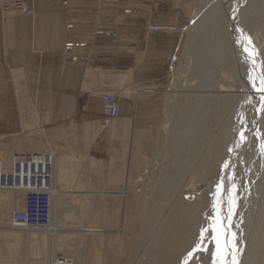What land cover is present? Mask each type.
<instances>
[{
	"label": "bare ground",
	"instance_id": "6f19581e",
	"mask_svg": "<svg viewBox=\"0 0 264 264\" xmlns=\"http://www.w3.org/2000/svg\"><path fill=\"white\" fill-rule=\"evenodd\" d=\"M37 1H35V3ZM109 1H113V0H109ZM6 2L7 0H0L1 9L17 10L13 8L5 9L3 4ZM118 2H120V0L116 2H108V0H104V1L100 0V3L103 4H118ZM165 2L167 1L150 0V4H151L150 6L151 7L154 6L155 8H157ZM179 2L180 0H177L175 4H178ZM231 2L232 0H194L190 12L188 10L189 18L188 20H186L188 25L184 34L185 36L184 45L182 44L183 49L181 54L178 55V57L176 56L175 59L177 61V64L175 63L176 67L174 66L176 68L175 71L173 72L174 77H171L172 71L168 70L164 72L166 80L169 82V80H171L172 78V83L168 85V88L166 87L165 91H162L161 87H163V83L166 80L164 81L163 79L159 78L160 82H158L157 84H153L152 82L154 86L158 87L157 96L159 97L160 100H162V107H163V112H162L163 119L160 122V133L157 134V142L159 144L156 143V151L152 152L155 153L154 156L156 155L157 150H161L163 144L161 142H164L166 138L169 139L170 136L172 137L170 131L175 130V135L172 137V146L171 144L166 145L168 149V153L166 151L165 153L166 155H164V157L167 158V160L164 161L166 163H163L161 161H154L156 159L155 157H153V159H145L143 163L142 160L139 161L138 159L139 153L143 149V146H145V149L148 150L150 149L148 148V145L144 141H142V136H143L142 133L138 131L135 134V130H134V125L136 121L135 115H137V99L138 97L142 96L141 92L143 91L142 88L139 87L133 88L129 84L130 83L129 80L134 77V73H135L134 70L131 69L123 74L120 73L121 75L119 77H117L118 75H116L117 78L111 80L115 84L114 86H116L118 92L119 90H121V93H127L129 96L132 97L131 98L132 105L134 100V109L133 110L131 109L132 111L130 110L131 111L130 114L132 115L131 118L125 121H120L119 123H116L115 121L111 123L112 120H114L119 114L120 99H119V95L116 92L117 90L110 91L109 89H107L108 91H106L105 89L106 85L105 82H103L104 79H102L103 75L100 78L102 79V82L99 83L101 85L97 87L96 90L91 92L92 95L101 98L102 102L104 101L103 96H110L115 100L116 111L114 116L107 118L106 120H104L103 123L102 121L104 118V112H103V116L101 117L102 120L101 121L99 120V122L101 123L102 127H106L111 123L112 125L110 128L112 129L113 133L122 131L124 132V136H128L127 138L129 139L128 151L125 149V154H127L128 152L129 155L130 153L128 159L129 165L128 167L127 165H125L127 167L125 168L126 175L124 172V176L123 178H121L122 188L121 190L118 191L123 193L122 195H124V199H125L124 204L126 205L128 203V209L129 207H131V211L123 215L124 217L122 219V225H123L122 233L125 234V232H127L128 234L126 240V246H125L127 253L125 264H171L168 262L170 258L179 261V263L181 264H200V263L217 264L219 262L221 263L228 262L227 264H233V262H235V264H250V262H248L249 258L259 253V250H257L258 246L257 247L255 246L257 239L254 240L255 235L253 236V233L255 232L254 230L255 227L261 224L260 219L261 218L263 219L264 216V189L262 190V185L264 184V27H259V25L257 24L259 28L258 29L253 28V25L255 24L252 23L253 21L255 23L256 17L254 15L256 13L252 15L253 18H250V19H254L255 17V19L253 21L252 20L250 21L248 16L250 9L247 7L248 2L246 0H239V8L237 13L236 10L232 8L233 4L231 5ZM252 2L253 0H251V4ZM258 4L259 6H261L262 4L261 7L264 10V0H261V4L260 3ZM259 6L258 9L260 8ZM30 7L31 10L25 7L24 12L21 10L19 11L24 14H26L25 12H28L29 14L26 15H31L32 6ZM212 7L217 8L216 13H218V20L220 18L219 22L223 31L222 34L224 33L223 36L227 42L228 49L225 48L222 49V53H225L226 55L223 58L218 59V61L215 63V64L220 63V65L218 66L219 67L218 74L215 75L217 79H215V81L213 82L211 81V78H209V82L202 80L203 82L202 83L200 81L199 86H197V88L199 89V90L197 89L199 93L193 94L194 92L190 90L195 83L193 81L194 78L193 73L197 71V65L199 66L198 71L199 72L201 71L203 65L202 60L204 59L203 40L201 41V37H200V34L203 33L201 29L203 24L208 22V14L211 12L210 10ZM12 15L14 14L3 12L4 17H12ZM176 16H178L177 19L180 18L179 14ZM262 20L263 19H261V22ZM258 22H260V19ZM157 23L158 22L154 24L149 23L148 30L153 33L161 34L162 37L164 38H166L165 37L166 35L169 36L173 34H178L177 32H174L178 30V27H175L177 25L173 24L172 22H168V23L166 22L167 23L166 26L162 24L163 22H160V24ZM263 24H264V20H263ZM245 28L247 29V32L246 34H243ZM156 29L158 31H156ZM155 38L156 37H153L152 39L150 38L151 42H153L156 45H159L160 49L159 51L155 50V52L153 50V55L157 57L158 56L161 57L159 62L161 61L162 63V59H163L162 55H164V52L166 54L169 52L168 50L164 52L162 50V47L164 45V39L161 38L159 41ZM173 47L174 46H172V48ZM244 48H247L248 52H245ZM163 49L166 48L164 47ZM175 50L176 51L178 50L177 46H175ZM175 50L172 49L173 52H175ZM167 61L170 62L172 60L170 59V57H168ZM148 64L150 65V63ZM158 64L159 63L156 62L151 63L150 67L154 66V70L150 79L155 76V71H156L155 67L158 66ZM160 76L158 73V77ZM161 80H163L162 81L163 83L161 82ZM143 87H147V86L144 85ZM140 90L142 91L140 92ZM154 90L155 88L152 90L150 89L149 92L153 93ZM147 91L148 90H146L145 92ZM188 91L192 93H189ZM143 92H142L143 96H147L144 95ZM185 100L192 101V105H193V107L189 109L188 113L187 110H185L186 108L181 109L182 106L186 105ZM103 106H104V102H103ZM227 110L232 111L234 115V117L229 118L228 122L230 123L232 122L233 124L230 123L229 125L227 124L228 127L226 126L227 121L225 122L224 120L226 119L227 114L229 113V112L227 113ZM186 113L192 114V118L189 119L188 117H186ZM208 114L209 116L214 114L213 117H216L217 120L220 121V123H222L224 120L226 127L225 130L228 129L227 130L228 132L226 131L225 134H223L224 137L223 135H220V138H218L219 136L218 137L216 136L217 139L216 140L214 139L212 141L214 145L213 146L214 149L212 151L210 150L211 153H209L210 151H208L209 149L207 148L208 150L206 149L207 151L205 156L203 155L204 156L203 158H200L199 156L201 160V164H200L201 166L199 165L200 167L199 168L197 167L198 172L197 171L193 172L194 170L193 168L195 166L191 167L190 164H194L193 162L195 161V157L197 156L195 152L199 150L200 147H203L201 145H203L205 141H207L206 143L210 141L208 139V134H210L208 128V119H209ZM219 121L217 122V124L219 123ZM219 127H221V125ZM217 135L219 134L217 133ZM226 136L230 137L229 138L230 141H232L233 145H236V147L238 146L239 150H240V146H239L240 144H237V142L241 141L242 143H244V146L241 148V150L244 152L245 151L244 149H246L249 156H248V161H246L247 166L244 169L246 172L243 170L242 174L244 173L246 175L247 173V176H245L246 177L245 180L244 179L240 180L242 182H240L241 184L239 185V188H237L236 193L234 194L235 191L234 189H233L234 191L232 190L233 193L232 194L230 193L232 196L229 195L230 197L228 198V201H226L227 204L225 205L226 206V208L224 209L225 211L221 210V214H222L221 217L224 219L219 220L220 221L219 233H220V244L223 242V246L225 245V248H223V255L220 256V253L217 251L216 241L213 239V236L216 235V233H214L213 231L211 233L212 237H209L211 238L210 251L209 252L205 251V255L204 254L201 255V252H199L200 250L198 251L196 249L197 252L193 251V247L195 246L196 242L199 241L200 239L198 238L200 236V232H199L200 229L204 227L203 226L204 220L201 219L200 217L201 215L200 211H202L206 207L205 204L209 200L207 197L208 195H206L208 190L207 189L208 186L206 185V179L208 175H214L215 173L217 174L218 161L216 162V164H213V162L217 158L215 155L218 153L219 150H221L222 153L221 156L224 157L223 155L224 153L222 151H225V149H227L226 144L228 139L226 140ZM219 139L222 141H220ZM27 143L30 144V142ZM232 143L230 142L229 146H231ZM219 144H221V147ZM217 145L220 147L219 149L216 148ZM247 146L248 148H245ZM118 147L119 145H117V148ZM14 148L15 149H13L12 152L8 150L10 153L9 155L12 156L15 153L19 155H28V154H32L33 152H36L38 156L35 160L37 163L41 162L43 169H45L46 162L49 163L48 171L45 170V172L41 174L43 181L41 182V185L38 186V188L39 189L45 188V190L51 193V210L54 218L56 216V218L59 219L58 218L59 214L61 216V214L65 213L64 211H71L73 209L71 206L76 205V208H74V210L76 212L78 211L77 214L78 218L84 219L86 217L89 220V222L86 225L80 227L78 226L79 228L77 229L74 230L72 229V231H70L71 229L70 230L68 229L70 232H66V231L64 232L65 229L62 228L61 226L62 221L59 220L58 223L57 219H56L57 221L56 220L53 221V223L49 225V228L46 229H29V228L13 227L11 224L13 212L14 211L20 212L21 210H24L26 206L25 204L26 193L28 192L29 189L27 187L20 188L16 186H12V188L0 187V204L7 202L6 204L8 206L10 205L9 201L13 199L12 194L16 196V198L12 200L13 206L8 216V223H6V225L0 224V231L11 232V233L15 231L16 232L21 231L22 232L21 235L18 233L17 234L14 233L16 234V240H26V241H30L31 243L33 242L35 245L34 251L36 253L40 252L39 250L42 249L45 244L52 245L53 243L55 245V240L60 237L62 238L65 235L67 236L70 234L72 235V233H74V235L76 234L79 236L91 234L92 238H88L84 243L85 248L86 249L93 248L92 249L93 253H91L92 254L91 256L93 258L100 259L99 258L100 254L94 252L95 250L99 251L103 247L101 244L103 242L102 234L105 231L103 228V226L105 225L103 224L105 223L101 222L102 226L97 224L100 218V217L98 218L99 215H97L98 210H96V208L94 207L96 212L94 211L93 213H91L86 207L85 197H87V195L89 194L90 197L96 194L95 199L97 200V203H99L100 200H102L103 202L105 201V197L108 191L90 190V189H81V190L70 189L73 186L79 185L75 183L74 177L71 176L73 175L74 172L76 173V171L79 169L80 165L85 159V156L83 155L71 156L69 153H63V155L61 156V154H57L55 151H53L48 147L42 148V150L39 151L37 150L39 148L38 146H34L35 148L34 149L33 147H28L26 145L24 146L23 143L22 145L19 144ZM201 151L203 152V150ZM243 152L240 153L243 154ZM227 154L231 155V153L229 154V152ZM186 156L189 157V165L186 166L183 176H181V180H179L178 182L179 173L183 168V163L182 162L179 163V160L185 158ZM72 157H74L77 160V166H75L74 168L73 167L68 168V164L71 163L70 159ZM21 158L23 157L17 155V159H21ZM87 158H94V157L90 156ZM243 158L244 156L242 157V159ZM223 160L224 159L221 158L220 160L221 163L224 162ZM96 161H98L96 162L98 164L101 163L100 160L96 159ZM209 161H211L212 163L211 165H209L208 163ZM25 162L27 161L25 160ZM135 165L141 167V171L140 173L136 174V176H133L132 167H134ZM10 168L11 166L9 165L7 169ZM110 168L107 169L106 175L111 177V180H113V168L111 169ZM229 169L227 167V171L224 170V173L229 172ZM218 171H220V169ZM224 173L223 175L225 176ZM186 174H191V175H186ZM249 176L250 179L247 180V177L249 178ZM242 177L244 176L242 175ZM254 177L257 178L252 180ZM233 179L235 182V178ZM246 180L247 181L252 180L250 181V183H252L253 189L256 188V191L262 190L261 193L263 195L261 194L262 195L261 197L260 193L258 195V193L256 192L258 196L255 197L256 195L255 194L254 196L249 198L250 199L249 202L246 203L245 201L246 203L245 206L247 209L245 210L246 212L245 218L242 216L244 218L243 221L241 222L239 220L240 222L239 221L238 222L240 224L236 226L234 222H237L236 220L238 217L237 216L238 213L236 212L234 216L233 214L236 207V203L238 202L239 199V194ZM70 183L72 184L71 187H69ZM230 183L232 182H229L228 184ZM232 185H235V183L234 184L232 183ZM229 189L228 191H230ZM112 193L113 191H109L110 196L112 195ZM82 195H84L85 197L80 198V196ZM78 196L79 198H77ZM119 197H121V194ZM245 197L247 196L245 195ZM70 199L74 201L80 200V203L77 204L74 202V204L71 203L72 204L71 205ZM158 199L165 200V202L162 204L160 203L154 204L152 200L155 201ZM222 200L224 201L223 198ZM209 201L211 202V200ZM117 202L120 203L119 201ZM242 202L240 203V205L242 204ZM154 205L160 209L162 208V206L166 207L167 209V212H165L166 214H163L162 212L163 215H161V217L163 218L161 219L160 223H158V221L156 220L160 216L157 215L159 213L156 210L157 208L154 209L155 208ZM217 205H219V203L216 204V207ZM216 207L214 209H216ZM222 207H224V205ZM238 207H240L239 210L242 214L241 209L244 207L242 206H238ZM54 211H57V214H55ZM58 211L60 212L58 213ZM1 214L5 215L6 213H1ZM65 214L67 215V213ZM219 216L215 218V220L219 219ZM71 217L72 215L71 216L69 215V218ZM104 217L106 218V216ZM68 219L65 218V220ZM64 223H65L64 226H66V221H64ZM154 226L155 229L150 234V231ZM238 227L240 231L238 234L237 233L235 234L236 232L235 228ZM262 227H263L262 229L264 230V226ZM244 228H247V231H244ZM118 232L119 231H117V233ZM154 233L156 234L154 235ZM247 233H249L248 236H246ZM93 235H95L96 237L94 236L93 238ZM226 235L227 238L225 239L224 237H226ZM242 242L246 243L248 251H246L247 249L245 250L246 253L244 257L242 256L243 259L239 263L238 257L240 255L239 256L237 255L238 254L237 250L240 249V245L242 244ZM100 245L102 247L98 249L97 246ZM259 247L260 248L262 247V249L260 251V257H259L260 259L256 262V264H264V242L260 243ZM199 248L203 250L202 249L203 246L202 248L201 247ZM189 253H192V255H189ZM166 254H168V256H165ZM82 255L83 254H80L79 257L76 256L74 258H69V255L67 253H63V255L56 258L55 254H51L49 260H47L46 263H42L38 261L37 264H78V260H80L81 264H88L86 263V260L88 259L87 258L88 255L85 254L83 255L84 257ZM92 260L93 259H91V261Z\"/></svg>",
	"mask_w": 264,
	"mask_h": 264
},
{
	"label": "rangeland",
	"instance_id": "374dc122",
	"mask_svg": "<svg viewBox=\"0 0 264 264\" xmlns=\"http://www.w3.org/2000/svg\"><path fill=\"white\" fill-rule=\"evenodd\" d=\"M78 1H83V3H88V2H90L92 0H78ZM246 1L248 2L247 3V7L250 9L249 10V14H248L249 19L253 18L252 15H254L256 13L254 15L256 17L255 23L253 21L255 19V17H254V19H250V21L251 20L253 21L252 24L256 25V26L253 25V28H257L258 29L259 27H264V24H263V20H264V12L263 11L264 10L261 7L262 6L261 0H257L258 2L256 0H253L252 4H251V0H246ZM95 2L98 3V4H101V5L103 4V3H100V0H95ZM170 2L173 3V6H171V8L174 9V12H173L174 17L173 18L176 17L175 18L176 20L173 19V18L172 19L169 18V20L160 19L158 21L162 20V22H163V20H167V23L168 22H172L173 24L177 25L175 27H178V30L174 31V32H177L178 34H173V35H169V36L166 35V37H167L169 42L176 44V46L178 47V50L177 51L175 50V52H173L172 59L170 58L172 61L169 62V61L164 59V60H162L163 64L161 63V61L160 62L159 61H155L156 59L160 60L161 57L154 56L153 55V51H150L147 55H145V53H144L143 54L144 55L143 60H141L139 62V65L136 68V72L139 75V80L140 81H138L135 85L134 84H130L133 88L139 87V88H142L143 91L144 90L145 91L148 90L147 92H145V91L143 92L142 90H140V92L142 91L144 93V95H147V96H143V94L141 92L142 96L138 97V99H137V115H135V120L136 121H135V125H134L135 134L138 131L141 132L142 135H143L142 136V141H144L148 145V148L150 149V150L145 149V146H143V149L139 153V158H138L139 161L142 160V163H143V161L145 159H153V157L156 158L154 161H161L163 163H166V162H164V161L167 160V158H165L164 155H166L165 154L166 151L168 153V149H167L166 145L167 144H171V146H172V137L175 135V130H171L170 133L172 134V137L171 136L169 137V139H171V140L166 138L164 142H161V143H163L162 144V148H161V150H157L156 155L154 156L155 153H152V152L156 151V143H158L157 142V134L160 133V122L163 119V113H162L163 112V107H162V100H160L159 97L157 96L158 95V92H157V88L158 87L154 86L153 84H157L158 82H160L159 78L163 79L165 81L166 78H165L164 72H166L168 70L172 71V76L171 77H174V73L173 72L175 71V69H176L175 67H176V64H177V61L175 59H176V56L178 57V55L181 54L182 49H183L184 38H185L184 34H185V30L187 29V25H188L186 20H188V18H189L188 17L189 16V12H190V9H191V7H192V5L194 3V0H180V2L178 4H175L177 2V0H175L174 2H172V0H167V2L161 4L157 8H155L153 6L154 8L152 7V10L153 11L159 10V8H161L162 6H166ZM171 3H170V5H171ZM258 3H260L261 6H259ZM35 4L36 3H34V6H35ZM118 4H119V2H118ZM114 5H117V4H114ZM231 5H232V8L234 10H236V13H237L238 8H239V0H232ZM31 6H33V3H32ZM64 6H65V0H61V13L65 12ZM258 6L260 8H262V9H260V8L258 9ZM188 10H189V12H188ZM216 10H217V8H214V7L211 8V10H210L211 12L208 14V22L203 24L202 29H201V31L203 33L200 34V37H201V41L203 40V46H204L203 47V49H204L203 50V56H204V59L202 60L203 61V65H202L201 71L200 72L198 71L199 66L197 65V71L193 73V77H194L193 81L195 83H194V86L190 89L192 92H194L193 94H198L199 93V91H198L199 89L197 88V86H199V82L200 81L202 82V80H204V81H208L209 82V78H211V81L213 82V81H215V79H217L215 77V75L218 74V69H219L218 66L220 65V63L219 64H215V63L218 61V59L223 58L226 55L225 53H222V49H224V48L228 49L227 42H226V40H225V38L223 36L224 33L222 34L223 31H222V28H221V25H220V22H219L220 18L218 20V13H216ZM6 11H8L9 13H13L14 15H22V14H24V13L20 12L19 10L10 9V10H6ZM179 11H180V13H179ZM33 12L34 11L32 9V13ZM251 12H254V13H251ZM262 12H263V14H262ZM178 14H179L181 19L180 18L177 19L178 16H176V15H178ZM24 15H26V14H24ZM27 16H29V15H27ZM259 19H260V22H261V19H263L261 24H260V22H258ZM154 23H156V22H152V24H154ZM167 23L163 22L162 24L166 26ZM148 24H149L148 21L145 22V31H146V33L148 32ZM157 24H160V23L158 22ZM257 24L259 25V27L257 26ZM156 31H158V30L156 29ZM246 32H247V29L245 28L243 34H246ZM148 33H150V32H148ZM148 33H147L146 37H148ZM177 35H179V36H177ZM151 47H152V45H151ZM152 62H156V63H159V64H158V66L155 65L156 66L155 67V70H156L155 71V76L150 79V77L153 74V70H154V66L150 67ZM148 63H150V65ZM173 67H174V69H173ZM158 73H159V76H160V73H161L162 77L161 76L158 77ZM132 80H133V78L129 80L130 83H131ZM163 80H161V82ZM152 82H153V84H152ZM143 83H145V84H143ZM171 83H172V78H171V80H169V82L166 80L163 83V87H161L162 91H165L166 87L168 88V85H170ZM105 85H106V88H105L106 91H108L107 89H109L110 91L111 90L112 91L117 90L116 86H114L115 84L113 83V81H107L105 83ZM144 85L147 86V87H143ZM200 86H201V84H200ZM154 88H155L154 92L150 93L149 90L150 89L152 90ZM116 92L119 95L120 108H119L118 116L114 120H112L111 123H113L114 121L116 123H119L120 121H125V120L131 118L132 115L130 114V112L134 109V100H133V105H132V100H131L132 97L131 96H129L127 93H121V90H119V92L117 90ZM188 92L192 93L190 91H188ZM185 93H187V92H185ZM99 99L101 100V98H99ZM154 99H155V101H154ZM46 101L50 102L51 100H46ZM185 101H186V105L182 106L181 109H185L186 108L185 110H187V113H188L189 109H191V107H193V105H192V101H190V100H185ZM101 102H102V100H101ZM103 109H104V106H103V102H102V113H101L102 116H103V112H104ZM187 113H186V117L191 119L192 118V114H190L191 112L189 114H187ZM227 113H228L227 117L224 120H225V122L227 121L226 126L228 127V125L230 123V122H228V120H229L230 117H234V115H233L232 111H230V110H227ZM213 115L214 114L209 116V114H208V118H209L208 119V128H209V133H210V134H208V139L210 141L208 143H206L207 141H205V142L203 141L204 143H203V145H201L203 147H200L199 150H197L195 152L198 157L197 156L195 157V161L193 162L194 164H190L191 167L195 166L193 168L194 169L193 172L194 171L198 172L197 167L199 168L201 166L200 165L201 164L200 158H203L205 156L206 151L208 149H209L208 151H210V150L212 151L214 149L213 148L214 145H213L212 141L214 139L216 140L218 136H219L218 138H220V135L225 134V132L228 130V129L225 130L226 127H225L224 120H223L222 123H220V121L217 120L216 117H213ZM69 116L70 115H67V119H66V122L68 120L70 122L69 127H65V129L61 128V131H59V132H55V133H50L49 132L48 133L46 130H43V131L32 130L31 133H32V135L34 137L37 138V141H35V142L37 143L36 146L39 147L37 149L39 151H41L42 148L48 147V148L52 149L53 151H55L57 154H61V156L63 155V153H69L71 156H74V155H78V156H82L83 155V156H85V159L82 162V164L80 165L79 169L76 171V173L74 172L73 175L71 176V177H74L75 183H77L79 185L71 187L72 184L70 183V186H69V187H71L70 189H75V190H81V189L106 190V191H108L107 195L109 194V191H113V193H112L113 196L112 195L110 196V194H111L110 193L108 196L106 195L105 201L102 202V200H100L99 203H97V200L95 199L96 198V196H95L96 194H94V196H91V197L89 196L90 194L87 195V197H85L84 195L80 196V198H82V197L86 198V202H85L86 203V207L91 213H93L94 211L96 212V210H98L99 214L97 213V215H99L98 218L99 217L100 218H99L97 224L102 226V223L103 222L105 223V224H103V225H105V226H103L105 231L102 234L103 242L101 244L103 247L101 245L97 246L98 249L100 247H102L99 251L94 249L95 250L94 253L100 254L99 255L100 259H96V258H93L91 256L92 255L91 253H93V250H92L93 248H90V249L89 248H87V249L85 248V244L84 243H85V241L88 238H92L91 234H89V235L86 234V235H80L79 236V235H76V234L74 235V233H72V235L71 234L68 235V236L65 235L62 238L61 237L57 238L55 240V245L53 243H52V245L51 244H48V245L45 244L43 246V248L39 250L40 252L36 253L34 251L35 245H34L33 242L31 243L30 241H26V240H16V234L18 233V234L21 235V233H22L21 231H17V232L15 231L13 233L0 231V264H37L38 261L42 262V263H46V261L49 260L51 254H55V257L58 258L61 255H63V253H67L69 255V258H74L76 256L79 257L80 254H83V255L86 254V255H88L87 256L88 259L86 260V263H88V264L89 263L90 264H125V262H126L127 253H126L125 246H126V240H127L128 234H127V232H125V234L122 233V229H123L122 219L124 217L123 215H125L127 212L131 211V207H129V209H128V203L126 205L124 204L125 203V199H124V195H122L123 193L118 192V191L121 190V188H122L121 178H123V176H124V172L126 171L125 168H127L128 165H129L128 159H129L130 153H129V155H128V152H127V154H125V149L128 151V148H129V139L127 138L128 136H124V132H122V131L113 133L112 129L110 128L111 125H112L111 123L108 126H106V127H102L101 123L99 122V120L100 121L102 120V118H101L102 116L99 117V114L97 112H95V111H90V112L84 111L81 114L80 113H76L74 115V118H72V120L68 119ZM45 117L53 118V117H57V116L50 115V116H45ZM71 117H73V116H71ZM218 121H219V123L217 124ZM103 123H104V121H103ZM239 123H237V124H239ZM230 124H233V123L231 122ZM47 125H49V124H47ZM87 125H89L90 127H88ZM220 125H221V127H219ZM230 130H231V128H230ZM217 133L219 135H217ZM20 136H22V135H20ZM229 136H230V133H229ZM124 137H126V138H124ZM223 137H224V135H223ZM223 137H222V139H223ZM229 138L230 137L226 136V140L228 139L227 144H226L228 151H227V149H225V151H222L224 153L223 154L224 157H222L221 156L222 155L221 150H219L218 153L215 155L217 157L215 159L216 161L214 160V162H213V164H216V162L218 161V163H217L218 166L217 167H218V170L220 169V171L217 170V174H219V175H217L216 173L214 175H208L207 179H206V185L208 186L207 187L208 190H207V194L206 195H208L207 197H208L209 200H211L212 203L208 200L207 203L205 204L206 207L202 211H200V214H201L200 217H201V219L204 220L203 221V226L204 227H202V228L208 229V231H206L207 233L206 232L204 233L203 240L200 243V247L202 248V246H203V248H202L203 250H201L200 248L197 249L198 251L200 250L199 252H201V255L202 254L205 255V251H207V252L210 251L211 238H209V237H212V234H211L212 233V228L210 226L214 223L215 218H217L219 215H220L219 216V220H223L224 219V218L221 217V215H222L221 214V210H224L226 208L225 205L227 204L226 201H228V198L230 197L229 195H231L234 190H235L234 194L236 193L237 188H239V185L241 184L240 182H242L240 180H243V179L245 180L246 179L245 176H247V173H246V175L244 173L242 174L243 170L247 166V162L246 161H248V156H249L246 149H244L245 150L244 152L241 150V148L244 146V143H242L241 141L237 142V144H240L239 145L240 146V150H239V147L238 146L236 147V145H233L232 141H230ZM58 140L67 141V142H65L66 146L61 147V145L59 143H57ZM69 140H71V141H69ZM26 141L27 140H25L24 142L26 143ZM220 141H222V140H220ZM27 142H30V139ZM69 142H75L76 146H73V143H69ZM144 142H142V143H144ZM230 142L232 143L231 146H229ZM117 145H119L118 148H117ZM219 145L221 147V144H219ZM171 146H170V148H171ZM220 147L217 145L216 148L219 149ZM245 148H248V146L245 147ZM0 149L5 151V149L2 146H0ZM201 150H203L204 153ZM211 151L209 153H211ZM75 152H76V154H75ZM228 152H229V154L231 153V155H228L227 154ZM240 152H243V154L240 153ZM219 153H220V155H219ZM201 154H202V157H201ZM239 154H241V155H239ZM90 156L94 157V158H87V157H90ZM199 156H200V158H199ZM239 156H240V158H239ZM243 156H244V158L242 159ZM8 157H11V155L8 154V156H6L4 154H0V159L1 160L6 161ZM135 157H136V155H135ZM220 157L224 159L223 160L224 162H222L223 164L220 161L221 160ZM226 157H227L228 161L226 160ZM245 157H246V160H245ZM95 158L97 160H100L101 163L100 164L96 163L98 161H96ZM196 158H198V159H196ZM162 159H163V161H162ZM70 160H71V163L68 164V168L69 167L71 168L73 166L74 167L77 166V160L74 157H72ZM199 160H200V162H199ZM180 162L183 163V168H182L181 172L179 173L178 182H179V180H181V176H183V173H184V171L186 169V166L189 165V157L186 156L185 158L179 160V163ZM208 163H209V165L212 164L211 161H209ZM122 164H124V165H122ZM125 165H127V167ZM225 165H228V166H225ZM109 166L111 168H113V180H111V177L106 175L107 169L110 168ZM227 167H228V169L230 167L231 168L229 169V172H225L224 173V170L227 171ZM140 171H141V167H139L137 165L132 167V175L133 176H136V174L140 173ZM223 173L225 174V176L223 175ZM125 175H126V172H125ZM186 175H191V174H186ZM215 175H217V176H215ZM242 175L244 177H242ZM231 176H232V178L229 179L228 177H231ZM233 178H235V182H234ZM255 178H257V177H254L252 180H254ZM212 179H214V180H212ZM248 179H250V176H249V178L247 177V180ZM219 180L222 182V184H221V182ZM247 180L245 181L244 186H243V188L244 187L245 188L244 189L242 188V190H241V192L239 194V199H238V202L236 203V207H235L234 214H233V216H234L236 214V212L238 213L237 214L238 217H237V220H236L237 222L239 220L242 222L243 219L245 218V214H246L245 210H247L245 204L250 201L249 198H251L255 194H256L255 197L258 196L259 193L261 195L262 194L261 191L264 189L263 188L264 184H263L262 185V190L261 191H259V190L256 191V188L254 187L255 189H253V185H252V183H250V181H252V180H250V181H247ZM229 182H232L233 184L235 183V185H232V183L228 184ZM218 185H219V188L221 187L219 191L217 190V186ZM229 188H231V189H229ZM136 189H138V188H136ZM228 189L230 191H228ZM251 189H252V191H251ZM243 190H245V191H243ZM208 192H210V193H208ZM256 192L258 193V195H257ZM218 193H219V195H218ZM120 194H121V197H119ZM12 195H13V197H12L13 199H11L9 201L10 205L7 206V204H6L7 202L0 204V212L1 213H6L5 215L0 213V224L1 225H6V223H8V216H9V214L11 212V209H12V206H13L12 200H14V198H16V196L14 194H12ZM117 195H118V197H117ZM245 195L247 197H245ZM262 195H261V197H262ZM219 197L220 198L222 197L225 202L222 200V198L220 199ZM77 198H79V196ZM217 198L219 199V202H218ZM110 200H112V201H110ZM70 201H71L70 204L71 203L74 204V202L77 203V204L80 203V200H75L74 201V200L70 199ZM117 201H119L120 203H118ZM152 201L154 202V204H156V203L157 204L158 203L162 204V203L165 202V200H159V199L155 200L156 202L154 200H152ZM245 201H246V203H245ZM209 202H210L211 205L209 204ZM241 202H242V204L240 205ZM217 203H219V205H217V207L219 209L216 207ZM213 204H215V205H213ZM221 204H222V206L224 205V207H222ZM102 206L105 207V208H103ZM214 206L216 207L217 210L214 209L215 208ZM238 206H242V207L245 206L244 208L241 207L242 208L241 209L242 210V214H241V212L239 210L240 207H238ZM71 207L73 208L71 211H64L65 213H67V215L65 213H63L64 216H63V214H61L62 218H61V216L59 214V217H58L59 219H57L56 216H55V218L53 217V213H52V210H51V213H50V225L56 219L58 220V223H59V220H60V221H62V223H61L62 228L65 229L64 232L65 231L66 232H70V231H72V229L74 230V229L79 228L80 226L88 224L89 220L86 217L84 219H79L78 218V216H77L78 211L76 212L74 210V208H76V205H72ZM88 207H90V208H88ZM94 207L96 208V210L94 209ZM154 209H156L158 211V213H159L157 215H159L160 217H158L156 220L158 221V223H160L161 219L163 218V217H161V215L166 214L165 212H167V209L164 206H162L161 209L158 208L157 206H155ZM162 209H163V211H162ZM59 212L60 211H58V213ZM69 212L70 213L72 212L73 214L72 213L70 214ZM162 212H163V214H162ZM216 212H217V214H216ZM54 213L57 214V211H54ZM69 215L70 216L72 215V217L69 218ZM104 216H106V218ZM63 217H65L66 219H68V218L69 219L65 220V218H63ZM64 221H66V226H64L65 225ZM237 222H234L236 224V226L240 224L239 222L238 223ZM260 222H261V224H260ZM260 222H259V224L261 226L260 225L256 226L255 229H254L255 232L253 231L254 232L253 236L255 235L254 236V240L257 239L256 243H255L256 244L255 246L256 247L258 246L257 250H259V253L255 254L253 257L251 256V258H249L248 262H250V264H253V263L256 264V262L260 259L259 258L260 257V251H261L262 247L260 248L259 245H260V243L264 242V239H263L264 238L263 237L264 236V232H263L264 230L262 229L263 228L262 226H264V216H263V219L262 218L260 219ZM239 227L235 228V230H236L235 234L239 233V231H240ZM68 229L69 230L71 229V230L69 231ZM154 229H155V226L151 229L150 234H151V232L154 231ZM113 231H115V232H113ZM117 231H119V232L117 233ZM244 231H247V228H244ZM14 233H16V234H14ZM117 234H119V235H117ZM155 234L156 233H154V235ZM248 235H249V233L246 234V236H248ZM94 236L95 235H93V238H94ZM198 238H200L199 241H201V237L199 236ZM224 238L226 239L227 235ZM199 241H197V242H199ZM201 244H202V246H201ZM220 245H221L222 249L225 248V245L223 246V242ZM241 245H240V249L237 250V253H238L237 255L238 256L240 255L238 257L239 263L243 259L246 251H248L245 242H242ZM194 247H193V249H194ZM241 247H243L244 249L241 248ZM207 249H209V250H207ZM83 250H85V251H83ZM79 251H80V253H79ZM89 252H90V254H89ZM165 256H168V254H166ZM220 256H221V254H220ZM89 257L91 259H93V260L91 261V259ZM163 258H164V256H163ZM95 259L97 260V262H96ZM93 262H95V263H93ZM168 262L171 263V264H177V263L181 264V263H179V261H177L175 259H171V258L168 260ZM227 263L219 262L217 264H227ZM78 264H81L80 260H78Z\"/></svg>",
	"mask_w": 264,
	"mask_h": 264
},
{
	"label": "crops",
	"instance_id": "0c3cea01",
	"mask_svg": "<svg viewBox=\"0 0 264 264\" xmlns=\"http://www.w3.org/2000/svg\"><path fill=\"white\" fill-rule=\"evenodd\" d=\"M34 3L29 16L4 17L9 12L0 6V146L5 149L0 154L6 156L22 143L34 148L32 130L55 133L69 127L67 115L72 120L76 113L95 111L101 117L102 102L91 92L102 79L106 83L131 69L135 73L129 84L140 81L136 68L143 54L160 48L153 37L164 39L162 50L169 53L162 60L172 59L176 46L149 30L146 37L145 31L147 21L174 17L171 2L153 11L150 0L117 5L65 0L63 13L61 0ZM50 115L57 117H45ZM65 142L57 141L61 147Z\"/></svg>",
	"mask_w": 264,
	"mask_h": 264
},
{
	"label": "built area",
	"instance_id": "2783aa9c",
	"mask_svg": "<svg viewBox=\"0 0 264 264\" xmlns=\"http://www.w3.org/2000/svg\"><path fill=\"white\" fill-rule=\"evenodd\" d=\"M34 1L37 0H7L3 6L5 9L13 8L24 12L25 7L31 10L30 6ZM116 1L118 0H108V2ZM25 13L29 14L28 12ZM103 99L104 121L107 118L114 116L116 111V102L110 96H103ZM17 155L23 158L17 159ZM37 156L38 154L36 152L28 155H19L15 153L11 157H8L7 161H2L0 159V187L12 188V186H16L20 188L27 187L29 189L26 193V206L24 210H21L20 212H13L11 223L13 227L29 229L49 228L51 193L45 190V188H38L43 181L41 174H43L45 170L48 171L49 163L46 162L45 169H43L41 162L37 163L35 160ZM25 160L27 162H25ZM9 165L11 168L7 169Z\"/></svg>",
	"mask_w": 264,
	"mask_h": 264
},
{
	"label": "snow or ice",
	"instance_id": "6c2138e0",
	"mask_svg": "<svg viewBox=\"0 0 264 264\" xmlns=\"http://www.w3.org/2000/svg\"><path fill=\"white\" fill-rule=\"evenodd\" d=\"M244 51L245 52H248V49L247 48H244ZM227 166V165H225ZM229 179H231V177H229ZM217 190L219 191V185L217 186ZM215 207V206H214ZM230 219V217H229ZM219 225H220V221L219 219H216L214 221V223L210 226L212 228V231L214 233H216V235L213 236V239L216 241V247H217V251L220 252L221 256L223 255V249L221 248V245H220V233H219ZM208 231V229H205V228H201L200 229V237H201V241L199 242H196L195 244V247L193 249V251H195L196 249H198L200 247V243L202 242L203 240V235L204 233ZM189 255H192V253H189ZM233 264H235V262H233Z\"/></svg>",
	"mask_w": 264,
	"mask_h": 264
}]
</instances>
